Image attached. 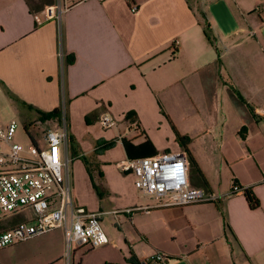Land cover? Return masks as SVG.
Segmentation results:
<instances>
[{"label":"crops","instance_id":"obj_1","mask_svg":"<svg viewBox=\"0 0 264 264\" xmlns=\"http://www.w3.org/2000/svg\"><path fill=\"white\" fill-rule=\"evenodd\" d=\"M44 8L0 0V93L37 148L42 126L65 119L73 203L100 214L108 243L67 256L54 229L1 248L0 264H138L155 253L165 264H264V0H82L37 25ZM105 114L109 129L97 123ZM125 140L183 150L192 187L222 197L239 185L259 207L239 193L137 210L155 200L118 167Z\"/></svg>","mask_w":264,"mask_h":264},{"label":"built area","instance_id":"obj_2","mask_svg":"<svg viewBox=\"0 0 264 264\" xmlns=\"http://www.w3.org/2000/svg\"><path fill=\"white\" fill-rule=\"evenodd\" d=\"M79 1L82 0H57L56 5L44 8L45 19L36 18L37 25L59 19L69 5ZM129 8L136 11L138 6L131 4ZM97 123L102 129H109L116 121L105 114ZM16 129L15 122L0 123V227L6 219L24 210H30L32 217L12 229H0V249L54 229L63 231L67 256L76 247L93 249L106 245L108 237L101 226L100 214L73 203L68 172L72 159L62 155V147L68 141L65 129H44L41 137L44 146H34L37 152L34 159L21 155L23 148L14 141ZM118 167L134 176V186L141 195L155 200L152 206L137 208L145 212L152 208L214 203L245 190L233 185L228 194L217 197L192 187L188 176L190 161L183 150L126 159ZM165 262L163 254L155 253L138 264Z\"/></svg>","mask_w":264,"mask_h":264},{"label":"rangeland","instance_id":"obj_3","mask_svg":"<svg viewBox=\"0 0 264 264\" xmlns=\"http://www.w3.org/2000/svg\"><path fill=\"white\" fill-rule=\"evenodd\" d=\"M46 1L47 0H28L30 4V8L32 7V9L36 7L35 5L43 4ZM56 4H57V0H56ZM11 101L8 102L7 99L4 97V95L0 93V123L4 125L10 122H15L17 124V129L14 135V141L18 143L19 145H21V147L23 148V152L21 153L23 157H26L28 159H34L37 155L36 149L30 139V136L24 131L22 119L18 116V114L12 107ZM13 104L14 106L18 107L17 109L22 115L34 116L33 112H28L24 106H20L21 105L20 103H16L14 101ZM41 125H44V124H41ZM61 127L64 128L65 131L67 132L65 128L64 118L62 119L59 118V121L57 122L56 125L50 124V123L45 124L44 126H42L40 133L42 132V130L47 129V128H59L60 129ZM32 136L37 140V135L35 136V134L32 133ZM190 167L192 168V174H193L195 172L194 171L195 169L193 168V165H190ZM18 214H21L27 220H29L32 217L30 210H24Z\"/></svg>","mask_w":264,"mask_h":264},{"label":"trees","instance_id":"obj_4","mask_svg":"<svg viewBox=\"0 0 264 264\" xmlns=\"http://www.w3.org/2000/svg\"><path fill=\"white\" fill-rule=\"evenodd\" d=\"M27 5L29 6V9L31 12H36L39 10H42L44 8V4L45 3H54V0H47L45 3L43 4H39V5H35L36 7H34V9H32V7L30 8V4L28 2V0H25ZM208 39V36H207ZM70 63V61H69ZM52 114H58L59 115V110L55 109L53 110ZM27 127H24V131L28 134L27 131ZM29 135V134H28ZM31 141L32 138H31ZM177 141L179 142V144H181L185 149H186V144L188 139L186 137L180 136L179 134H177ZM34 145V142H32ZM125 152L127 154V157L129 159H135V158H141V157H149V156H153L155 155V151L154 148L152 146V144L149 141H146L140 145H134L131 141H127L125 140L123 143ZM191 163L193 165L194 169L196 168L195 162L193 160H191ZM244 197L249 205V207L251 209H256L259 207V201L257 200V198L253 195V193L249 190H244L243 191ZM28 221L25 217H23L21 214H14L13 216H11L10 218L6 219L4 221L3 226L0 227V229L3 230H8V229H12L24 222Z\"/></svg>","mask_w":264,"mask_h":264}]
</instances>
